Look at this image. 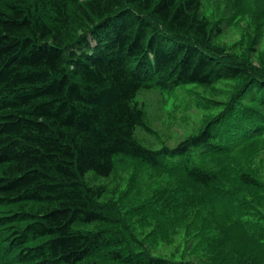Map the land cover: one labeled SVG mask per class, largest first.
<instances>
[{"label": "trees", "instance_id": "1", "mask_svg": "<svg viewBox=\"0 0 264 264\" xmlns=\"http://www.w3.org/2000/svg\"><path fill=\"white\" fill-rule=\"evenodd\" d=\"M200 7L201 0H0V206L30 207L8 217L15 263L171 264L133 251L117 232L76 226L110 223L103 189L84 178L109 177L117 156L155 169L180 156L194 184L217 180L188 167L194 151L220 150L214 131L176 151L134 139L144 127L132 103L139 90L253 79L218 56L210 44L222 30L209 27ZM245 127L257 129L253 121ZM239 182L262 188L246 173Z\"/></svg>", "mask_w": 264, "mask_h": 264}, {"label": "rangeland", "instance_id": "2", "mask_svg": "<svg viewBox=\"0 0 264 264\" xmlns=\"http://www.w3.org/2000/svg\"><path fill=\"white\" fill-rule=\"evenodd\" d=\"M199 16L222 30L210 44L218 56L253 79L139 90L132 103L142 111L144 127L135 129L134 139L153 151H176L189 138L214 131L220 150L194 151L188 167L214 172L217 180L209 187L194 184L180 156L168 158L165 169L117 156L109 177L84 178L103 189L100 202L110 223L76 228L104 227L123 235L133 251L171 264H264V0H201ZM251 121L254 135L245 127ZM241 173L262 188L242 185ZM22 208L0 206V264H17L7 246L16 224L8 217L30 207Z\"/></svg>", "mask_w": 264, "mask_h": 264}, {"label": "bare ground", "instance_id": "3", "mask_svg": "<svg viewBox=\"0 0 264 264\" xmlns=\"http://www.w3.org/2000/svg\"><path fill=\"white\" fill-rule=\"evenodd\" d=\"M58 48V47H57ZM64 52V51H63ZM65 60V59H64ZM81 60V59H80ZM64 63V62H63ZM17 227V226H16ZM18 243V242H17Z\"/></svg>", "mask_w": 264, "mask_h": 264}]
</instances>
